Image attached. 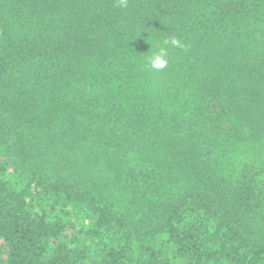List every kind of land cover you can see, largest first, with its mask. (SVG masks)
Returning <instances> with one entry per match:
<instances>
[{
	"label": "trees",
	"instance_id": "obj_1",
	"mask_svg": "<svg viewBox=\"0 0 264 264\" xmlns=\"http://www.w3.org/2000/svg\"><path fill=\"white\" fill-rule=\"evenodd\" d=\"M0 264H264V0H0Z\"/></svg>",
	"mask_w": 264,
	"mask_h": 264
},
{
	"label": "clouds",
	"instance_id": "obj_2",
	"mask_svg": "<svg viewBox=\"0 0 264 264\" xmlns=\"http://www.w3.org/2000/svg\"><path fill=\"white\" fill-rule=\"evenodd\" d=\"M118 6L119 7H126L127 6V0H118ZM169 41L165 40L164 43L167 44ZM171 43L177 47H184V45L175 37L171 38ZM168 50L167 48H160L157 53H155L148 61V66L152 70L160 71L167 67L168 65Z\"/></svg>",
	"mask_w": 264,
	"mask_h": 264
},
{
	"label": "rangeland",
	"instance_id": "obj_3",
	"mask_svg": "<svg viewBox=\"0 0 264 264\" xmlns=\"http://www.w3.org/2000/svg\"><path fill=\"white\" fill-rule=\"evenodd\" d=\"M140 201H141V198H140ZM132 205H134L133 210H132L133 214L131 215L132 219H135V220L142 219L145 213L143 210H141V202L140 204L134 202L133 197H127L125 199L121 198L116 203V206L122 209L123 211H128V208L132 207Z\"/></svg>",
	"mask_w": 264,
	"mask_h": 264
}]
</instances>
